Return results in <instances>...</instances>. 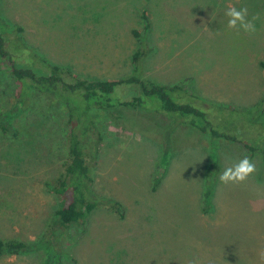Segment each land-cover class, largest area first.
<instances>
[{
  "label": "rangeland",
  "instance_id": "obj_1",
  "mask_svg": "<svg viewBox=\"0 0 264 264\" xmlns=\"http://www.w3.org/2000/svg\"><path fill=\"white\" fill-rule=\"evenodd\" d=\"M230 5L247 7L248 19L259 14L255 33L228 28ZM0 14L11 36L20 34L80 78L129 77L133 55L147 41L142 77L182 86V101H201L230 124L241 121L239 110L251 118L264 99V0H0ZM19 88L0 71V113L19 109L12 126L26 125L16 138L0 128V239L29 247L1 254L0 264H264L263 158L203 133L151 97L141 108L93 104L102 138L90 143L89 162L102 203L86 224L61 225L60 197L47 181L65 171L69 110L37 94L20 109ZM117 91L128 99L142 89ZM244 157L256 171L244 183L223 184L220 174ZM116 201L122 213L112 207Z\"/></svg>",
  "mask_w": 264,
  "mask_h": 264
},
{
  "label": "trees",
  "instance_id": "obj_2",
  "mask_svg": "<svg viewBox=\"0 0 264 264\" xmlns=\"http://www.w3.org/2000/svg\"><path fill=\"white\" fill-rule=\"evenodd\" d=\"M141 18L148 34L152 23L147 9L143 10ZM9 25L0 14V71L10 74L20 83L15 96L16 106L23 110L29 108L32 95L37 94L49 99L50 105L59 103L69 110L68 159L64 164L65 171L59 177L47 181L51 191L60 197L56 216L61 225L86 224L89 215L102 203L95 195V178L89 162L90 143L98 142L102 138L97 123H93V120H96L91 114L94 105L102 111H111L116 106L141 108L146 102L144 97H151L159 104L161 110L169 114L181 113L182 117L189 116L191 122L203 133L211 134L215 139L241 143L251 157L260 155L264 160V99L261 105L254 109L255 115L251 114V118L248 119L250 110H239L241 121L229 124L228 117L212 115L209 106H205L201 101L197 100V105L182 101L181 98H185L182 86H167L142 77V60L148 53L144 49L149 50L147 41H141V47L134 53L135 68L129 77L119 80H91L80 78L71 68L63 67L40 55L20 34L18 37L11 36L8 32ZM22 30L21 26L17 27L18 33ZM134 34L140 37L138 31H134ZM260 65L264 69V61H261ZM133 84H138L142 89L138 96L128 99L121 98V95L116 97L115 93L119 87ZM173 94H176V98ZM84 101L87 106L83 110L81 104ZM224 107L226 112L233 109L226 105ZM18 110L15 112L8 109L0 113V128L9 137H19L24 131L21 129V125H25L24 121L19 120L16 126L13 122L12 126V120L19 114ZM87 119L92 122L90 126L84 125ZM68 196H71V201L66 204ZM209 197L210 194L207 193V199ZM112 207L122 213V204L119 201L112 204ZM28 247V243L22 240L0 239V255L5 252L19 253Z\"/></svg>",
  "mask_w": 264,
  "mask_h": 264
},
{
  "label": "clouds",
  "instance_id": "obj_3",
  "mask_svg": "<svg viewBox=\"0 0 264 264\" xmlns=\"http://www.w3.org/2000/svg\"><path fill=\"white\" fill-rule=\"evenodd\" d=\"M225 15L228 19V28L234 29L239 32L243 29L244 32L253 34L257 31L255 21L260 19L259 14L253 15L251 19H248L247 7L237 8L235 6H229L225 11ZM256 171V165L249 157H244L239 160L238 163L231 167H227L220 174L219 180L223 184H241L247 181V179ZM264 259V251L260 254Z\"/></svg>",
  "mask_w": 264,
  "mask_h": 264
}]
</instances>
